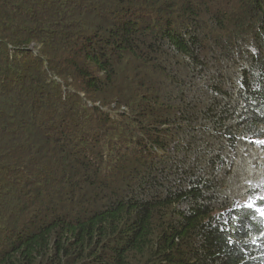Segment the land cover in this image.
<instances>
[{"label":"trees","instance_id":"16d2710c","mask_svg":"<svg viewBox=\"0 0 264 264\" xmlns=\"http://www.w3.org/2000/svg\"><path fill=\"white\" fill-rule=\"evenodd\" d=\"M263 140L264 0H0V264H264Z\"/></svg>","mask_w":264,"mask_h":264},{"label":"rangeland","instance_id":"374dc122","mask_svg":"<svg viewBox=\"0 0 264 264\" xmlns=\"http://www.w3.org/2000/svg\"><path fill=\"white\" fill-rule=\"evenodd\" d=\"M264 141V140H263ZM247 147H250V145H247ZM243 150V148H240V151ZM250 156L247 157L245 160L243 159L242 165H240V157L234 156V161L237 163V175L239 176L240 180L243 178L251 177V180H255V184L258 183L264 184V151H259L256 149H250ZM246 152V150H244ZM230 151L228 152L227 156L230 155ZM241 169V171H240ZM238 185V181H237ZM237 191V187L235 188ZM246 202L247 199L245 200ZM261 214H264V205L262 206L260 210Z\"/></svg>","mask_w":264,"mask_h":264}]
</instances>
